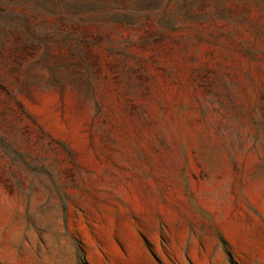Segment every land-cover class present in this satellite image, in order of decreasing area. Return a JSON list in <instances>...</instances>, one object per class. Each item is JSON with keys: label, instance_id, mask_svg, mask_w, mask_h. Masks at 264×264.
<instances>
[{"label": "rangeland", "instance_id": "rangeland-1", "mask_svg": "<svg viewBox=\"0 0 264 264\" xmlns=\"http://www.w3.org/2000/svg\"><path fill=\"white\" fill-rule=\"evenodd\" d=\"M137 4L0 0V264H264V0Z\"/></svg>", "mask_w": 264, "mask_h": 264}, {"label": "trees", "instance_id": "trees-1", "mask_svg": "<svg viewBox=\"0 0 264 264\" xmlns=\"http://www.w3.org/2000/svg\"><path fill=\"white\" fill-rule=\"evenodd\" d=\"M119 2H126L128 0H115ZM137 5L139 6L136 10L142 11L145 15V17H152L156 16L158 19L156 20V23L163 28L166 29H173L172 22L168 15V7L167 4L163 6L164 0H135ZM169 2V0H167ZM143 5V7H142ZM102 6H105L103 4ZM184 17L188 18V11L183 10L182 11ZM4 44L0 45V69H3L4 71H8L7 73L13 74L17 71H21L22 67V59L19 57H14L10 55L4 54Z\"/></svg>", "mask_w": 264, "mask_h": 264}]
</instances>
